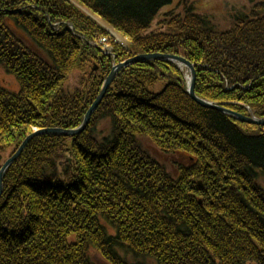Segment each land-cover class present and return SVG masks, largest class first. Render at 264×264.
<instances>
[{
  "label": "trees",
  "instance_id": "1",
  "mask_svg": "<svg viewBox=\"0 0 264 264\" xmlns=\"http://www.w3.org/2000/svg\"><path fill=\"white\" fill-rule=\"evenodd\" d=\"M246 1L0 0V66L20 87L0 85V166L34 128L78 127L112 65L141 53L182 55L198 97L264 117V0ZM88 12L129 46L102 51L109 34ZM186 84L176 63L131 64L83 132L31 140L4 173L0 264H94L92 251L109 264H264V126L200 106ZM147 143L182 159L175 175Z\"/></svg>",
  "mask_w": 264,
  "mask_h": 264
},
{
  "label": "rangeland",
  "instance_id": "2",
  "mask_svg": "<svg viewBox=\"0 0 264 264\" xmlns=\"http://www.w3.org/2000/svg\"><path fill=\"white\" fill-rule=\"evenodd\" d=\"M186 3H185V2ZM226 2L228 3V4H240V3H245V2H247L246 0H226ZM224 3H225V0H174V2H172L171 4H169V5H166L165 7H163L162 8V11H167V10H172L173 8H175L177 5H182V4H192L195 8H199V6H202V5H206V7L205 8H209V9H213L214 7H220V9H222V7L224 6ZM186 5H183V6H181V7H185ZM80 9H82V11H84V12H86L87 13V10L85 9V8H83V6L82 5H80V4H78L77 5ZM222 13V12H221ZM88 14L91 16V17H93L96 21H98L106 30H107V32H108V34L109 35H102V36H100L99 38H98V40L96 41V45L97 46H99L101 49H102V51L103 50H105V53L106 54H111V52H112V43H115V44H119V45H123L124 47H128L129 46V43H128V40H127V38L126 37H124L123 35H121V34H119L116 30H114L111 26H109V25H107L106 23H104V22H102V21H100L98 18H96L95 16H93L92 14H90L89 12H88ZM152 26H154V28L157 26V21H154L153 22V25ZM133 56H135V55H133ZM189 61V60H188ZM120 62V61H119ZM190 62V61H189ZM117 63V62H116ZM115 63V64H116ZM174 63V62H173ZM191 63V62H190ZM177 64V63H176ZM193 64V63H192ZM114 65V64H113ZM112 65V66H113ZM179 67H180V69H184V78H185V80H186V83L188 84V81H189V79H190V75H189V73H188V71H186V68L185 67H183V66H180L179 64H177ZM194 65V64H193ZM112 68V67H111ZM195 68V67H194ZM121 69H123V68H121ZM120 69V70H121ZM119 70V71H120ZM111 71V70H110ZM118 71V72H119ZM186 73V74H185ZM109 74V73H108ZM118 74V73H117ZM117 76V75H116ZM106 78V77H105ZM116 78V77H115ZM195 80H196V77H195ZM104 81V80H103ZM114 81V80H113ZM112 81V82H113ZM0 85L4 88V89H6V90H9V91H11V92H17L18 90H19V83H18V81H17V79L14 77V75H12V74H10V73H7L1 66H0ZM100 89H101V87L99 88V91H100ZM98 91V92H99ZM194 91H195V86H194ZM107 92V91H106ZM196 94V93H195ZM97 96V95H96ZM104 98V97H103ZM205 100V99H204ZM102 101V100H101ZM206 101H208V100H206ZM92 104V103H91ZM216 104H219V105H222L224 108H226V109H229V108H227L223 103H216ZM100 105V104H99ZM99 105H98V107H99ZM97 107V108H98ZM96 108V109H97ZM229 110H231V109H229ZM96 111V110H95ZM94 111V112H95ZM231 111H233V112H236V111H234V110H231ZM222 113V112H221ZM236 113H238V112H236ZM225 114V113H224ZM239 114H241V113H239ZM252 113H249V115H247L248 117L251 115ZM227 115H229V114H227ZM241 115H243V114H241ZM229 116H231V117H233L235 120H237V121H239V122H242V123H247V122H243V121H240V120H238L237 118H235L234 116H232V115H229ZM243 116H246V115H243ZM261 118H264V117H261ZM105 123H106V121H104ZM248 124H253V123H248ZM255 125H257V124H255ZM104 127H105V125L103 124V122H101V124L99 125V127H98V129L99 130H103L104 129ZM34 130H36V128H34L33 129V131L30 133V134H32L33 132H34ZM83 132V131H82ZM30 134H28L27 136H29ZM44 135V134H43ZM45 135H51V134H45ZM53 135H56V134H53ZM26 136V137H27ZM38 136H40V135H38ZM38 136H35V137H33L31 140H33L34 138H36V137H38ZM60 136V135H59ZM25 137V138H26ZM24 138V139H25ZM23 139V140H24ZM22 140V141H23ZM30 140V141H31ZM22 141L20 142V144L18 145V147L21 145V143H22ZM29 144V143H28ZM27 144V145H28ZM26 145V146H27ZM26 146L23 148V150L21 151V153H20V155L22 154V152L24 151V149L26 148ZM17 147V148H18ZM147 147H148V149L151 151V153L154 155V157L159 161V162H161L162 164H165L166 165V167L169 169V171L172 173V174H176V170H175V167L177 166V164H179V163H182V159L179 157V156H176V155H169V154H166V153H164V152H161V151H159V150H157L156 148H155V146H153L151 143H147ZM17 148L15 149V151L17 150ZM10 150H7L5 153H4V155H3V158H5L6 157V153H8ZM14 151V152H15ZM13 152V153H14ZM12 153V154H13ZM11 154V155H12ZM10 155V156H11ZM19 155V156H20ZM9 156V157H10ZM18 156V157H19ZM8 157V158H9ZM7 158V159H8ZM6 159V160H7ZM18 159V158H17ZM16 159V160H17ZM6 160H4L3 162H2V164H1V166H0V168L2 167V165H3V163L6 161ZM16 160L14 161V162H16ZM13 162V163H14ZM12 163V164H13ZM11 164V165H12ZM10 165V166H11ZM9 166V167H10ZM8 167V168H9ZM7 168V169H8ZM6 169V170H7ZM3 178H4V175H3ZM3 178H2V182H3ZM259 182L260 183H262L263 185H264V176H261L260 177V179H259ZM1 194H2V192H1ZM109 230H110V228H109ZM111 232H113L114 230H110ZM119 255L121 256V257H123L126 261H128V262H133L134 261V257H133V253H131V252H125V249H119ZM91 255H92V261H93V263L94 264H109L108 262H106L103 258H102V256L98 253V252H96V251H92V253H91ZM264 258V257H263Z\"/></svg>",
  "mask_w": 264,
  "mask_h": 264
},
{
  "label": "water",
  "instance_id": "3",
  "mask_svg": "<svg viewBox=\"0 0 264 264\" xmlns=\"http://www.w3.org/2000/svg\"><path fill=\"white\" fill-rule=\"evenodd\" d=\"M146 60H167V61H171V62L179 64L180 66L185 67L187 69L189 75H190V79H189L188 84H187L186 93L188 94V96L191 99H193L200 106L205 107V108L214 109V110L220 111V112L225 113V114L232 115L235 118H237L238 120L243 121V122L253 123V124H257V125H264V118L256 117L253 114H251L249 117L243 116L239 113H236V112H233L229 109L224 108L222 105H219V104H216V103H213L210 101H206V100L198 97L194 91L195 77H196L195 68H194V65L192 63H190L188 60H186L185 58L175 56V55L159 54V53L136 54L135 56H132V57L127 58L123 61L117 62L116 64H114L112 66L111 71L106 76V78L104 79V81L101 85L100 91L98 92V94H97L96 98L94 99V101L92 102V104L87 109V111L84 115V118L78 127L72 128V129H63V128H57V127H47L44 129H36V130H34V132L32 134L27 136L22 141L21 145L17 148V150L3 163L2 167L0 168V195L2 192V178H3V175L6 171V169L18 158V156L20 155L23 148L30 142V140L33 137L38 136V135H42V134H51V135L56 134V135H60V136H74V135L80 134L82 131H84V129L88 125L92 114L94 113V111L96 110L98 105L101 103V100L103 99L104 95L106 94V91L109 88V86L111 85L112 81L115 79L118 71L121 68H125L131 64L146 61Z\"/></svg>",
  "mask_w": 264,
  "mask_h": 264
},
{
  "label": "bare ground",
  "instance_id": "4",
  "mask_svg": "<svg viewBox=\"0 0 264 264\" xmlns=\"http://www.w3.org/2000/svg\"><path fill=\"white\" fill-rule=\"evenodd\" d=\"M185 2V1H184ZM186 3V2H185ZM183 5H186V4H182L181 6H183ZM186 6H188V5H186ZM205 7H206V5H202V6H199V8L200 9H205ZM152 53H159V52H149V53H145V54H152ZM159 54H169V55H175V56H179V57H183L182 55H178V54H173V53H159ZM130 58V57H129ZM183 58H185V57H183ZM186 59V58H185ZM187 60V59H186ZM146 61H148V60H146ZM149 61H152V60H149ZM165 61H167V60H165ZM169 62H171V61H169ZM186 71H187V69H186ZM186 74V73H185ZM103 83V82H102ZM186 89H187V84H186ZM186 91V90H185ZM87 111V110H86ZM86 113V112H85ZM253 114V113H252ZM85 115V114H84ZM254 115V114H253ZM84 118V117H83ZM259 118H261V117H259ZM260 126H264V125H260ZM42 129H44V128H42ZM43 135V134H42ZM45 135V134H44ZM41 136V135H40ZM261 185L263 186V188H264V185L261 183ZM2 191H3V182H2ZM1 196V195H0Z\"/></svg>",
  "mask_w": 264,
  "mask_h": 264
}]
</instances>
